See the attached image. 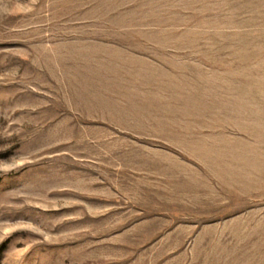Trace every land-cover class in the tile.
I'll list each match as a JSON object with an SVG mask.
<instances>
[{
	"label": "rangeland",
	"instance_id": "374dc122",
	"mask_svg": "<svg viewBox=\"0 0 264 264\" xmlns=\"http://www.w3.org/2000/svg\"><path fill=\"white\" fill-rule=\"evenodd\" d=\"M0 264H264V0H0Z\"/></svg>",
	"mask_w": 264,
	"mask_h": 264
}]
</instances>
